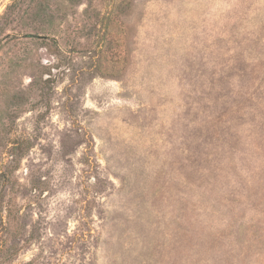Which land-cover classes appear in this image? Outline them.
<instances>
[{"label":"rangeland","instance_id":"1","mask_svg":"<svg viewBox=\"0 0 264 264\" xmlns=\"http://www.w3.org/2000/svg\"><path fill=\"white\" fill-rule=\"evenodd\" d=\"M0 264H264V0H0Z\"/></svg>","mask_w":264,"mask_h":264}]
</instances>
